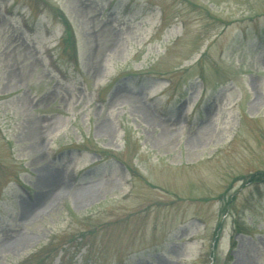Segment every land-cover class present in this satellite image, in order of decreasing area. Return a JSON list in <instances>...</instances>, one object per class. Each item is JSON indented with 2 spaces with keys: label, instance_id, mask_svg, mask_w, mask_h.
<instances>
[{
  "label": "rangeland",
  "instance_id": "rangeland-1",
  "mask_svg": "<svg viewBox=\"0 0 264 264\" xmlns=\"http://www.w3.org/2000/svg\"><path fill=\"white\" fill-rule=\"evenodd\" d=\"M0 264H264V0H0Z\"/></svg>",
  "mask_w": 264,
  "mask_h": 264
},
{
  "label": "bare ground",
  "instance_id": "bare-ground-1",
  "mask_svg": "<svg viewBox=\"0 0 264 264\" xmlns=\"http://www.w3.org/2000/svg\"><path fill=\"white\" fill-rule=\"evenodd\" d=\"M53 178H54V175L51 174V173H49V172L44 174V176L42 177V179H41V181H40V184H39L41 191H42V189H43V190L46 189V188H45L46 184H47L48 182H50L51 180H53ZM45 193H46V192H43V195H41L42 198H43V199L46 198V200L51 201L52 198H49V196H48V199H47ZM78 200H80V202H83V200H82L81 198L78 199ZM49 201H48V202H49ZM29 217H31V216H29ZM29 217H28V218H29ZM28 218H27L26 220H28Z\"/></svg>",
  "mask_w": 264,
  "mask_h": 264
},
{
  "label": "trees",
  "instance_id": "trees-1",
  "mask_svg": "<svg viewBox=\"0 0 264 264\" xmlns=\"http://www.w3.org/2000/svg\"><path fill=\"white\" fill-rule=\"evenodd\" d=\"M252 180H253V178H252Z\"/></svg>",
  "mask_w": 264,
  "mask_h": 264
}]
</instances>
